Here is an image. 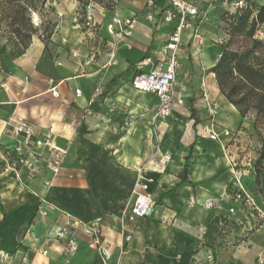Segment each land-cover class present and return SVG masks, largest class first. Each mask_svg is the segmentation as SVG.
I'll return each mask as SVG.
<instances>
[{
  "label": "crops",
  "instance_id": "0c3cea01",
  "mask_svg": "<svg viewBox=\"0 0 264 264\" xmlns=\"http://www.w3.org/2000/svg\"><path fill=\"white\" fill-rule=\"evenodd\" d=\"M160 1V5L167 6L165 0ZM75 2L60 0V7L65 11L76 7ZM59 13V25L48 44L42 32L23 52L16 53L6 44L3 58L7 71L0 67V264H103L81 229L77 230L79 249L74 254L64 250L63 241L47 240L49 231L65 219V212L87 222L101 220L105 243L112 252L109 264H191L195 254L200 253L205 260L210 249L215 254V264H264V219L242 210L239 200L226 196L233 178L229 153L238 157V144L224 130L237 131L245 117L221 92L211 70L222 51L211 49L206 56L210 62H200L196 56L199 49L192 50L193 62H183L185 39L193 35L192 30H185L177 71L184 105L156 121L161 125L179 114L181 108L188 113L184 111L181 120L167 121L156 158H152L157 142L152 141V129L134 123L128 129L131 137L124 136L120 142L128 149L122 150L116 144L120 150L113 158L109 149L114 147L113 141L105 137L110 119L108 106L119 101L115 106L117 114L127 106L129 113L135 114V123L154 116L158 97L135 90L132 79L139 61L146 58L155 63L163 57V48L176 23L164 21V30L156 32L144 16H126L100 6L95 15L101 27L90 32L86 26L73 23L78 10ZM114 13L135 18V25L128 43L112 54L106 23ZM199 31L202 40L192 38L194 48L205 41L200 27ZM103 42L107 48H103ZM93 48L97 50L96 60L83 72L80 66ZM74 51L79 52V57L73 55ZM133 63L136 67L128 81L124 75L131 72ZM183 66L187 67L184 71ZM121 75L122 85L115 88L118 94L111 96L106 86L115 85L111 81ZM182 76L194 85L195 91L189 84L179 82ZM51 79L61 81L57 85L59 96L50 90L55 84ZM203 82L212 100L219 104L213 120L220 140L211 139L206 129L211 118L210 106L203 98ZM77 90L81 93L77 94ZM189 97L193 99L194 118L187 108ZM14 117L28 119L36 126L37 136L45 138L50 134L56 144L67 149L58 174L42 166L32 175L26 167L15 170L7 165L5 156L18 142L12 134ZM136 130L146 132L148 139L139 140V135L132 134ZM164 154H172V159L162 161ZM185 164L188 171L183 182L179 174ZM143 165L146 176L152 179L156 213L124 218L122 222ZM250 177L244 178L245 188L257 196L248 185ZM216 197L221 200L220 206L208 207L206 202ZM41 206L49 208L47 217L39 215ZM33 222L34 228L29 229Z\"/></svg>",
  "mask_w": 264,
  "mask_h": 264
},
{
  "label": "built area",
  "instance_id": "2783aa9c",
  "mask_svg": "<svg viewBox=\"0 0 264 264\" xmlns=\"http://www.w3.org/2000/svg\"><path fill=\"white\" fill-rule=\"evenodd\" d=\"M165 1L167 3L164 14L165 21L175 22V29L170 34L163 48V57L155 63H150L149 59L146 58L139 61L137 63V73L132 79V86L135 89L153 93L158 97L159 102L154 108V116L156 118L168 117L177 108L184 105V96L177 86V71L180 67L179 50L182 45L184 31L190 29L194 40L199 39L200 42L202 40L199 27L195 26L201 11L194 0ZM147 3L148 5H153L155 2L154 0H148ZM235 5L241 11L244 7H247V2L245 3V0H237ZM100 6L94 0H89L85 5V26L90 32L101 27L95 15L96 9ZM134 25L135 18H124L118 13H114L111 20L106 23V30L110 35L108 47L112 54L118 51L120 45L128 43L127 40L132 34ZM73 55L79 57L80 54L78 51H74ZM96 57L97 50L93 48L80 66L81 71L84 72L85 66L95 61ZM50 82L54 84L55 80L51 79ZM60 82L55 83L50 89L54 96H59L57 85ZM80 93L81 90H77V94ZM203 98L210 106L211 122L206 126V129L209 130V137L220 140V136L215 131L216 121L213 120L219 110V104L212 100L206 82H203ZM130 122L126 121V125H129ZM12 134L18 139V142L13 151L7 152L5 156L9 167L15 170H18L20 166L26 167L32 175H36L42 166L54 175L61 171L67 149L56 144L50 134L45 138L37 136L36 126L24 117H14L12 119ZM224 134L233 141L238 138L239 132L225 129ZM47 152L49 154L45 155ZM161 159L162 161H169L172 156L165 154L162 155ZM229 160L233 178L228 188L227 198L239 200L242 210L251 212L260 219H264V208L257 200V196L250 193L244 185V178L250 175L254 169L253 163H241L232 153H229ZM145 170L146 165H143L138 170L136 181L131 190V206L125 216L121 218L122 222L124 218L134 219L135 217H145L156 213L157 202L150 188L152 179L146 176ZM47 184H49L48 181ZM206 203L208 207H216L220 206L221 200L216 197ZM231 211H234V208H231ZM49 212L50 210L47 207L41 206L39 208V215L42 217H47ZM64 215L65 219L61 223H57L49 231L47 240L63 241L64 250L69 254H74L79 249L77 230L81 229L89 238L88 246L98 252L102 257L103 264H109L112 252L105 243L101 220L87 222L66 212ZM34 225L33 222L29 229L34 228ZM47 252L48 250L45 249L44 253ZM191 264H215L213 250H207L205 260L200 257V253L195 254Z\"/></svg>",
  "mask_w": 264,
  "mask_h": 264
},
{
  "label": "rangeland",
  "instance_id": "374dc122",
  "mask_svg": "<svg viewBox=\"0 0 264 264\" xmlns=\"http://www.w3.org/2000/svg\"><path fill=\"white\" fill-rule=\"evenodd\" d=\"M76 7L68 8L65 11L68 12H75L78 10V15H76V20H73L74 24L79 23L81 28L85 26V18H84V10L85 5L87 4V0H76ZM101 6L108 8L110 10L119 11L121 14L130 16L134 15L144 16L149 23L151 24L152 28L156 32H161L164 30V21H165V9L167 6L160 5V0H156L157 2L151 6L147 4V0H94ZM164 1V0H163ZM235 1L237 0H194L195 4L199 6L201 11L200 17L197 19L195 26L200 27L201 33L203 34L205 41L201 43L199 46H195L194 42L188 37L185 39V43L183 45V49L185 51V57L183 62H193L194 60V53L192 54V50L198 51L196 56L200 62H210L207 59V53L211 49H218L223 51L225 47H229L235 50H245L249 49L253 46L254 41H261L262 44L256 47V54H259L264 59V24H259L256 28L255 35L253 37L246 34V32H239L236 29V22L239 10L235 5ZM247 2V7L241 10V12H245L247 10L257 11L259 5L264 3V0H245ZM85 3V4H84ZM60 0H38L37 7L39 12H32V22L33 25L38 29V33L42 32L45 34L49 33V30L53 28L55 25L54 31L59 25V21L61 19V14L65 12L60 7ZM12 5H10L6 1H2V5L0 6V47L5 46V52L2 53V57L7 53V45L15 48L16 53L21 52V46L18 43L14 33L11 31L12 27L10 26L9 20L6 17L3 18L4 15H9L12 11ZM78 8V9H77ZM3 12V13H1ZM65 14V13H64ZM69 23H71L70 19H68ZM157 22V23H156ZM38 33L36 35H38ZM5 42V43H2ZM165 42V41H164ZM106 42H103V48H107L105 46ZM136 64L133 65L131 68V72L127 75H124V79L130 81V76L132 75L133 71L135 70ZM183 71L186 70L187 67H182ZM126 74V73H125ZM123 78V77H122ZM179 82L184 84H189L185 77H179ZM119 84L122 85V82L119 81ZM119 84H115L113 86H106L108 88V94L110 93L111 96L118 94V91L115 90ZM179 84V83H178ZM192 90L195 91L194 85H190ZM115 101L114 105L108 106L109 110V118L108 119V131L105 134L106 139L109 141H113L114 147H109L111 152L113 153V158L116 157L117 149H128V147L121 146V140L124 136H128L129 128L134 124L138 126H142L144 128L148 127L152 129V141L157 140L156 144H154V153L152 158H156L158 156L159 150V139L161 135L166 134L167 131V121L171 122L175 119L181 120L184 114V111L188 113V111L184 110V108L179 109V114L174 115L173 117L169 118L166 122L162 121L163 123L159 125L157 123V119L155 116L151 117L150 119H139L135 123V114L129 113L128 107H124L123 109L115 108L117 105ZM187 108L189 110V114L191 116L193 107V99L189 97L187 102ZM187 116V115H186ZM189 116V117H190ZM132 120V122H130ZM256 120V113L255 111L250 112L245 118L244 121L240 124V127L237 128L239 132L238 138L234 139L233 141L238 144L236 148V152L238 155V160L241 163L250 162L255 165V161L259 156V153L262 148V141L259 133L254 129V122ZM126 121H129V125H126ZM243 132V133H242ZM261 132L262 136H264V127L261 125ZM141 141H146L147 133L144 131L136 130L132 133ZM145 134V135H143ZM131 137V136H130ZM129 137V138H130ZM258 142V143H257ZM257 143L258 145H256ZM116 144H119V148L115 147ZM131 142L129 143V145ZM165 155V154H164ZM172 156V154H170ZM241 156V157H240ZM162 157V156H161ZM244 166V165H243ZM251 177L249 178L248 185L251 187V191H253L258 197L259 201L262 202L260 205L264 208V188L262 185H258L256 183L255 172L254 169L250 174ZM249 176V175H248Z\"/></svg>",
  "mask_w": 264,
  "mask_h": 264
},
{
  "label": "trees",
  "instance_id": "16d2710c",
  "mask_svg": "<svg viewBox=\"0 0 264 264\" xmlns=\"http://www.w3.org/2000/svg\"><path fill=\"white\" fill-rule=\"evenodd\" d=\"M2 1L8 2L13 7L10 14L4 15L3 18L6 17L9 20L12 27L11 31L21 46V52H23L29 47L33 37L38 33V29L32 22V12H39L37 7L38 0H0V6ZM238 13L240 14L237 16L236 29L253 37L257 26L264 24V3L258 6L255 13L251 10L239 11ZM54 28L55 25L49 30L48 34L41 33L45 43L48 44L50 41ZM260 44H262L261 41H254L253 46L245 50L225 47L211 70L216 75L221 92L243 117H246L252 111L256 113L254 129L261 137L262 148L255 161L254 172L256 183L264 188V136H262L261 132V125L264 127V59L259 54H256V47ZM4 52L5 46H1L0 67L7 71L5 60L2 57ZM133 64H131V67ZM121 78L122 75L118 76L117 79L114 78L111 84H119ZM192 117H195L194 109H192ZM195 121L198 122V119L196 118ZM83 132L81 128V134ZM187 171L188 164H185L184 169L179 174L183 182L186 180ZM262 194L264 195V193Z\"/></svg>",
  "mask_w": 264,
  "mask_h": 264
},
{
  "label": "bare ground",
  "instance_id": "6f19581e",
  "mask_svg": "<svg viewBox=\"0 0 264 264\" xmlns=\"http://www.w3.org/2000/svg\"><path fill=\"white\" fill-rule=\"evenodd\" d=\"M134 88V87H133ZM135 89V88H134ZM135 90H137V89H135ZM137 91H140V90H137ZM141 92V91H140ZM144 93H147V92H144Z\"/></svg>",
  "mask_w": 264,
  "mask_h": 264
}]
</instances>
